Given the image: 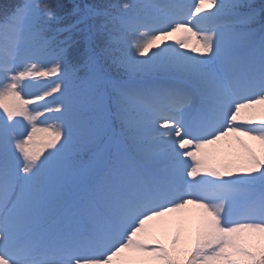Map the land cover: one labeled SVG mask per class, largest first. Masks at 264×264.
<instances>
[{
    "label": "trees",
    "instance_id": "obj_1",
    "mask_svg": "<svg viewBox=\"0 0 264 264\" xmlns=\"http://www.w3.org/2000/svg\"><path fill=\"white\" fill-rule=\"evenodd\" d=\"M188 1L0 0V60L8 59L5 51L22 30L19 49L32 51L35 61L31 65L26 62L16 77L38 71L47 83L44 91L51 96L47 100L49 119L32 139L36 145L31 191L42 197L39 203L47 202L51 210L65 212L74 208L86 217L96 215L98 208L107 214L121 198L134 197L132 192L118 189L117 178L125 183L129 174L138 171L137 160L153 168L154 186L171 187L169 166L158 162L166 151L158 142L163 135H157L155 106L157 102L170 104L171 92L179 86L163 78L179 73L156 72L149 62H143L147 56L141 55V50L159 39L152 37L158 28L156 10L162 12V25L174 17V11H185ZM200 7L197 17L201 22L219 25L205 34L212 58L264 65V39L259 46L264 33V0H201ZM180 30L182 27L177 32ZM165 38L164 42L170 39ZM7 71H3L7 78L2 88L11 95L12 77ZM211 84L213 88L205 93L211 99L223 97L221 85ZM14 97L19 106L20 96ZM240 122L241 127H261L264 140V103L251 112L246 110ZM219 141L216 153H208L202 171L236 183L246 194L254 192L264 198V142L255 144L242 132ZM127 182L128 188L134 186L133 181ZM141 183V192L149 196L146 184ZM35 199L32 195L25 204ZM54 211L49 210L51 214ZM199 237L194 235L191 247L183 249L181 257L175 255L170 242L162 244L164 261L264 264L262 235L245 239V244L210 243L222 248L219 255L210 252L211 246L201 247Z\"/></svg>",
    "mask_w": 264,
    "mask_h": 264
},
{
    "label": "rangeland",
    "instance_id": "obj_2",
    "mask_svg": "<svg viewBox=\"0 0 264 264\" xmlns=\"http://www.w3.org/2000/svg\"><path fill=\"white\" fill-rule=\"evenodd\" d=\"M198 2L199 0H189V9L186 8L181 13L182 21L188 20L185 18L186 11L196 15L197 10L200 9L197 7ZM195 20L197 23L192 29L182 27L183 30L172 31V34L170 32L177 24L174 19L168 26H166L167 24L163 25L162 29L152 36L159 39L149 45L148 48L141 50V55L147 56L143 58V62H149V65L155 67L156 72L169 73L178 70L177 72L184 73L178 76L184 77L189 74L196 75L198 73L197 75H199L203 73L200 75V82L201 84L202 82L206 83L207 75L205 74L208 73L199 72V68L210 59L208 44H205V39L209 37L205 34L210 32V28L208 24H203L198 17ZM202 25L203 27H201ZM211 27L214 28L213 25ZM22 32L21 30L17 33L16 40L21 38ZM167 36L170 39L164 42ZM16 50L11 51L10 58L14 57ZM22 55L24 54L18 55L17 60L12 61L8 67H22L26 58L21 57ZM215 74L218 78L223 79L227 89L228 87L235 88L238 94L237 98L240 100L237 101L233 97V100L230 99L227 104V108L222 111L219 109L214 116L208 113L205 116L200 115V112L190 113L189 110H181L179 119L171 127V131L167 132L175 137L176 143L185 142L187 144L189 156L188 163L183 167V175L186 180L184 189H181V195L177 198L180 207L175 210L171 217L157 220L153 227L146 231L141 228L138 231V227L131 228L128 239L121 233L119 238H125L123 241L125 245L122 247L123 249L113 255L114 250L109 254L112 250V238L108 232L94 234L93 245H90L91 249L87 252H81L76 242L71 244L67 252L64 249L56 251L53 245H50L49 249L43 250L41 248L43 243L48 242L45 237L47 226L43 230L44 233L40 232L41 235L31 233L24 239H20L18 244L8 243L7 241L12 238L15 230L16 232L19 231L22 226L21 222H17V214L15 212L11 214L9 211L21 193L20 178L22 173L20 172L26 161L19 160L13 166L12 172H9L7 177L0 181V264H88L90 261L99 264H115V261L117 264H168L164 258L157 259L158 255L162 253L161 247V249L157 247L147 250L145 245L168 244L170 242L174 246L175 255L181 257V251L191 247V240L194 235L201 236V238L199 237L201 247L207 245L212 248H214V243L221 238L227 239L229 244H245V239L253 240L257 238L255 236H264V202L246 204L236 213H228L226 201L235 195L231 188L199 189L196 186L202 153L211 151L216 153L218 150L219 144L210 145V141L217 134V130L219 128L229 129L232 115L236 119L242 118L246 114V110L251 112V109L264 103V70L258 72L255 67L240 71L225 66L224 69H218ZM36 92L37 89H31L25 95L33 110L38 106L37 102L32 101L38 97ZM16 93L20 94L17 91ZM200 116L203 117L200 118ZM166 124L169 122H163L162 126L165 127ZM28 126L25 127L26 131L30 128ZM247 134L255 144L264 142L258 134V127L249 129ZM217 157L221 158L219 155ZM38 197L41 196L38 195ZM221 200L222 203L219 205ZM21 203L22 200L19 209ZM134 219L135 217L131 218L129 222L132 223ZM131 239L132 242L129 243ZM218 252L221 253L222 248ZM47 256L53 258L55 263L45 261ZM204 264L212 263L205 262Z\"/></svg>",
    "mask_w": 264,
    "mask_h": 264
}]
</instances>
